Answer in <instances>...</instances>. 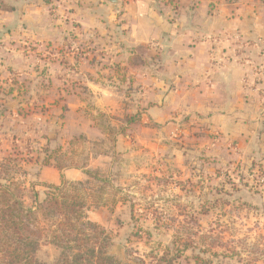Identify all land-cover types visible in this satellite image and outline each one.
I'll list each match as a JSON object with an SVG mask.
<instances>
[{
  "label": "crops",
  "instance_id": "crops-1",
  "mask_svg": "<svg viewBox=\"0 0 264 264\" xmlns=\"http://www.w3.org/2000/svg\"><path fill=\"white\" fill-rule=\"evenodd\" d=\"M106 74L124 77V87L132 79L133 105ZM43 90L49 99L37 97ZM86 103L117 127L126 114L140 121L85 169L41 166L38 181H84L86 169L103 170L140 145L168 156L180 193L191 155L264 157V0H0V131L45 119L43 104L79 114ZM88 128L72 137L89 139Z\"/></svg>",
  "mask_w": 264,
  "mask_h": 264
},
{
  "label": "rangeland",
  "instance_id": "rangeland-1",
  "mask_svg": "<svg viewBox=\"0 0 264 264\" xmlns=\"http://www.w3.org/2000/svg\"><path fill=\"white\" fill-rule=\"evenodd\" d=\"M70 91L90 97L88 90ZM42 92L37 97L50 98V91ZM129 92L128 107L135 103ZM38 107L47 114L45 119L31 120L11 135L0 131V182L18 183L26 206L33 205L35 192L43 199L47 191L34 175L40 165L36 152L45 144L39 123L53 138L51 146L63 148L68 158L63 161L78 165L88 164L93 155L113 151L119 128L114 116L95 111L91 103L84 104L79 114L47 104ZM88 124L89 139L72 137L79 132L74 131L77 126L87 128ZM135 148L132 154L112 156L103 170L89 169L94 177L97 173V179H86L92 193L86 201L104 204L89 210L87 216L105 230L109 254L130 264H217V259L225 264H264V157L242 162L222 151L220 165L215 167L204 163L201 154L191 155L179 193L170 181L171 170L165 167L168 156H152L140 145ZM103 239L97 241V250ZM186 242L205 251L200 255L193 247L184 249ZM60 255L61 248L46 241L36 252L45 264L55 263Z\"/></svg>",
  "mask_w": 264,
  "mask_h": 264
},
{
  "label": "trees",
  "instance_id": "trees-1",
  "mask_svg": "<svg viewBox=\"0 0 264 264\" xmlns=\"http://www.w3.org/2000/svg\"><path fill=\"white\" fill-rule=\"evenodd\" d=\"M44 1L48 3L50 0ZM105 78L110 81V85L126 96L129 95V91H132L134 98L140 93L138 88L133 87L132 79L128 86L124 87V77L118 78L119 82L113 81L111 74H106ZM64 91L69 93L70 90L65 88ZM139 121V112L126 114L124 124L119 126L116 135L127 134L129 128ZM39 126L42 128L41 139L45 141L36 152L39 168L53 165L62 171L71 167L84 169L87 167V164L64 162L63 159L68 158L62 154L63 148L61 146L53 148L48 133L43 130L45 125L39 123ZM83 138L85 137L82 134L79 135V139ZM200 158L204 163L213 164L215 167L220 165L219 157L202 154ZM38 173L39 169L34 175ZM85 173L89 177L93 176L89 169H86ZM94 178L97 179V173ZM7 181L0 182V264H45L36 258V252L43 241L54 243L61 248V255L53 264H130L122 263L107 252L105 230L96 222L89 220L87 212L104 204L101 202L89 204L86 201L92 194L86 188L88 180L72 182L62 176L58 184L43 183L42 185L47 188L45 197L39 199V194L35 192L32 206L25 205L19 184L13 180ZM102 236L104 243H100L101 246L97 250V241ZM189 247H193L194 252L198 250L200 255L205 251L188 242L183 244L184 249ZM198 253L195 255L197 261L200 258ZM217 264L225 263L224 260L217 259Z\"/></svg>",
  "mask_w": 264,
  "mask_h": 264
},
{
  "label": "water",
  "instance_id": "water-1",
  "mask_svg": "<svg viewBox=\"0 0 264 264\" xmlns=\"http://www.w3.org/2000/svg\"><path fill=\"white\" fill-rule=\"evenodd\" d=\"M108 1L116 4V3H119L120 0H108Z\"/></svg>",
  "mask_w": 264,
  "mask_h": 264
}]
</instances>
